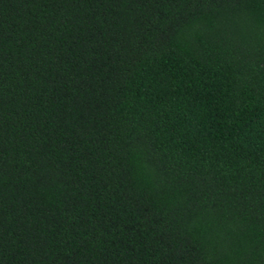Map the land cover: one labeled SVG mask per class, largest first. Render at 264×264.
<instances>
[{
    "label": "trees",
    "instance_id": "1",
    "mask_svg": "<svg viewBox=\"0 0 264 264\" xmlns=\"http://www.w3.org/2000/svg\"><path fill=\"white\" fill-rule=\"evenodd\" d=\"M0 264H264V0H0Z\"/></svg>",
    "mask_w": 264,
    "mask_h": 264
}]
</instances>
